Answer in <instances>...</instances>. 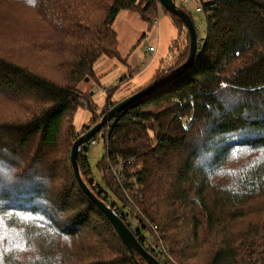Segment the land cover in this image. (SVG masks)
I'll use <instances>...</instances> for the list:
<instances>
[{
  "label": "trees",
  "instance_id": "trees-1",
  "mask_svg": "<svg viewBox=\"0 0 264 264\" xmlns=\"http://www.w3.org/2000/svg\"><path fill=\"white\" fill-rule=\"evenodd\" d=\"M207 9L206 37L185 70L188 31L159 0H0V264H148L71 165L77 111L92 114L86 134L129 97L115 103L107 91L100 111L79 88L99 84L101 59L123 61L113 25L127 10L150 26L163 10L178 31L134 94L180 74L92 139L105 134L97 187L83 148V181L130 229L137 221L134 235L160 264H264V0ZM120 161L121 185L110 173ZM153 228L159 255L147 244Z\"/></svg>",
  "mask_w": 264,
  "mask_h": 264
},
{
  "label": "rangeland",
  "instance_id": "rangeland-1",
  "mask_svg": "<svg viewBox=\"0 0 264 264\" xmlns=\"http://www.w3.org/2000/svg\"><path fill=\"white\" fill-rule=\"evenodd\" d=\"M186 10L195 23L198 35L201 39H204L206 37L204 17L195 13L192 6H187ZM113 28L118 37V51L123 61L101 59L96 66L99 84L88 82L80 85V90L84 91L85 94L94 93V101L100 111H103L106 106L107 91H112V99L117 103L119 100L134 94L138 88L149 83L160 63L167 58L171 44L178 37V31L163 10H160L158 19L152 26L145 23L138 14L128 10L122 11L118 15ZM151 47L156 50L154 53L148 52ZM103 63L107 64L104 65ZM130 71L134 73L133 78L135 81L131 82V79H129L121 85L120 80L124 76H128ZM133 84L138 85V87H133ZM119 86L120 88L117 90L116 88ZM91 118L92 114L88 110L80 109L77 111L74 116V127L77 135L73 139L72 145L80 136L84 135L82 128L87 124L90 125ZM103 136H105L104 133L96 138L97 145L90 148L87 155L96 184L101 183V173L98 169V164L106 156ZM80 154H84V151L80 152ZM110 173L118 183L113 171ZM129 223L131 230H136L137 221L130 220ZM146 235L148 237V248L157 249L156 253L159 255L161 248L157 244L154 245L151 240L157 235L153 229H150V233L146 232Z\"/></svg>",
  "mask_w": 264,
  "mask_h": 264
},
{
  "label": "water",
  "instance_id": "water-1",
  "mask_svg": "<svg viewBox=\"0 0 264 264\" xmlns=\"http://www.w3.org/2000/svg\"><path fill=\"white\" fill-rule=\"evenodd\" d=\"M161 6L170 14L178 17L186 26L190 37V54L188 58V65L185 68L187 70L193 64L194 60L196 59L198 47L200 45L198 33L196 31L194 22L190 15L186 14L182 11L173 0H159ZM180 74V73H179ZM179 74L175 75L171 79L162 82L154 87L149 88L148 90L134 94L126 98L125 100L121 101L117 104L114 108H112L98 123L95 127H93L90 131L86 134L80 136L73 144L72 151H71V165L74 171V175L76 180L78 181L81 189L83 192L88 196V198L102 211V213L107 217L110 221L116 232L118 233L121 240L124 244L128 247V249L133 252L137 251L148 264H160L159 261L153 257L145 248L142 247L141 243L137 240L134 232L124 223V221L113 211L111 208L107 207L102 201H100L96 195L91 191V189L85 184L82 179L79 163H78V156L81 150L90 143L92 139L96 135L100 133L102 128L107 125L108 123L114 121L118 114L122 113L125 109L129 106L137 102L138 100L142 99L143 97L151 94L152 92L170 84L174 81Z\"/></svg>",
  "mask_w": 264,
  "mask_h": 264
},
{
  "label": "built area",
  "instance_id": "built-area-1",
  "mask_svg": "<svg viewBox=\"0 0 264 264\" xmlns=\"http://www.w3.org/2000/svg\"><path fill=\"white\" fill-rule=\"evenodd\" d=\"M173 1L177 5V7L181 6V7L186 9L187 6H192L194 12L197 13L198 15H202L205 19L206 24H207V19L211 15L210 11L207 9V5L211 4V2H213L214 0H173ZM194 25H195V23H194ZM198 37L200 39L199 35H198ZM155 51L156 50L152 47L149 48V50H148V52H150V53H154ZM95 145H97V141L92 140V141H90V143L87 146L90 149ZM132 163H133V161H130L129 164H132ZM110 167H111V171H113L114 176H115L116 180L118 181V183L120 185L123 184L125 182L124 163L122 161H120L118 165H115V166L110 165ZM93 186L97 187V184L94 183ZM135 188L138 189V186L136 185ZM153 231H154V233H156V228H153Z\"/></svg>",
  "mask_w": 264,
  "mask_h": 264
},
{
  "label": "crops",
  "instance_id": "crops-1",
  "mask_svg": "<svg viewBox=\"0 0 264 264\" xmlns=\"http://www.w3.org/2000/svg\"><path fill=\"white\" fill-rule=\"evenodd\" d=\"M104 65L105 64H107V63H103ZM96 74H98V72H97V68H96ZM98 76V75H97ZM131 82H134L135 81V79L134 78H132L131 80H130ZM133 87H138V85H136V84H133ZM80 88V87H79ZM84 92V91H83ZM114 102H115V100H113Z\"/></svg>",
  "mask_w": 264,
  "mask_h": 264
}]
</instances>
